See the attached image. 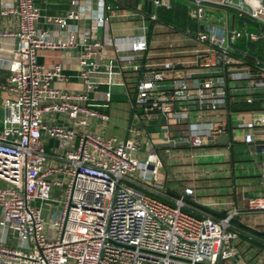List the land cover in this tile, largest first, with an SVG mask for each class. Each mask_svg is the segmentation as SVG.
Wrapping results in <instances>:
<instances>
[{"label": "built area", "instance_id": "built-area-1", "mask_svg": "<svg viewBox=\"0 0 264 264\" xmlns=\"http://www.w3.org/2000/svg\"><path fill=\"white\" fill-rule=\"evenodd\" d=\"M44 1L68 2L73 9L64 17L47 18L48 29L38 27L42 16L36 0H12L1 13L15 16L18 30L0 31V69L10 73L0 84L8 94L0 127V228L8 236L0 240V264H240L244 257L235 247L240 237L232 220L241 210L227 211L221 219L197 217L186 211L184 201L194 195L193 188L170 204L134 183L164 190L161 149L201 148L228 135L225 122L190 119L192 112L226 108L231 82L248 87L247 104L264 90V57L250 56L249 64L236 49L242 40L264 45V8L252 0H189L197 48L177 73L179 63L173 61L157 68L138 62L137 55L149 49L145 35L125 42L99 37L101 29L108 33L112 9L104 1L99 11L90 10L92 0ZM156 5L172 8L160 0ZM85 18L96 24L86 33L72 24ZM237 18H249L260 29H238ZM78 46L83 89L57 86L67 80L64 68L40 64L38 52ZM5 47L11 50L7 57L2 56ZM109 47L119 55V65L128 64L139 74L130 96L136 118L140 112L159 113L166 120L145 161L141 132L130 130V138L120 143L87 131L92 120L110 121L105 111L89 105L108 106L112 94L101 91V82L122 80V72L106 63ZM45 113L64 115L71 126H49ZM235 127L243 143L254 144V122L242 120ZM173 128L178 129L174 136ZM44 134L57 139L64 151L56 165H48ZM64 187V201H56L54 189ZM248 211L264 212V197L251 199ZM12 240L15 247L8 246Z\"/></svg>", "mask_w": 264, "mask_h": 264}, {"label": "crops", "instance_id": "crops-1", "mask_svg": "<svg viewBox=\"0 0 264 264\" xmlns=\"http://www.w3.org/2000/svg\"><path fill=\"white\" fill-rule=\"evenodd\" d=\"M103 1L105 5L111 6L112 9L108 12L110 17V23L106 27L108 33L101 29L98 32L99 37L104 38L108 35L112 40L121 39L123 41L127 38L145 35L148 39L149 49L147 52L137 55L138 62L142 65L157 68L165 62L173 61L179 63L177 73H182V70L185 69L184 64L193 57L192 52L197 46L192 37L194 34L192 33L193 28L192 30L187 29L182 23L176 24L178 19L174 20L176 23L171 19L170 13L174 12L175 15L176 6L173 0H160L170 2L172 6L170 10L157 6L156 0H92L90 10H101ZM184 1H188L190 5L192 4L189 0ZM10 2L12 0H0V31L15 32L18 30V20L15 16H3L1 14L4 7ZM36 5L41 9L42 17L38 27L42 29H48L47 18L64 17L73 9L68 2L36 0ZM179 9L181 10L182 8ZM151 16H157V20H152ZM242 22L249 27L253 26L243 20ZM72 24L77 25L85 33L96 26L95 22L88 18L80 22H72ZM194 26L197 25L195 24ZM255 28L256 30H248L258 31L260 29L259 27ZM260 44L263 49L260 54L255 52L258 47L257 44L249 43L245 40L238 42L236 49L239 51V56H243V59L251 64L250 56L258 55L264 57V45L263 43ZM10 52V47H5L2 56L7 57ZM81 52L82 48L80 46L67 51L40 50L38 52V60L40 64L46 67L61 65L64 68V75L67 80L64 83H57V86L68 90H82L83 84L79 67ZM118 56L112 47L105 49L104 57L106 63L110 64L114 71L122 72V80L120 79L113 84L101 82V91L112 94L108 106L104 107L103 104L98 102L89 103L91 107L105 111L110 116V121L104 123L99 120H92L87 131L104 138H116L120 143L130 138V130L139 131L142 134L140 139L144 146V156L142 158L145 160L147 154L151 151L152 140L161 135V128L166 123V120L159 113L144 114L140 112V119L136 118L130 103V96L134 94L139 74L134 73L128 64L119 65ZM9 76L10 73L8 71L0 69V84L5 83ZM229 87L230 96L226 108L217 112H192L190 121L225 122L229 128L228 136H230V141L222 145H217L215 142L201 148L187 146H177L171 149L163 148L159 151L162 160L159 182L163 184L164 190H155L152 187L141 184L139 181L135 182L134 185L145 193L161 200H166L170 204H174V200L178 198L177 196H184L186 188H193L194 195L188 197L191 201L218 213L239 209L242 211V215L238 218L241 222L264 232V212L248 211L251 199L264 197V90L255 92L254 103L247 104L245 100L249 95L247 86L231 82ZM114 88H118V90L114 91ZM6 96H8L6 92L0 91V127L5 115L3 101ZM114 100H117L119 104L125 103L127 105L126 108L120 105V111L126 109L130 113L129 118L127 117L129 119L127 134L124 138L109 133L110 126L114 120L112 115ZM44 120L49 126L68 128L71 126V121L64 115L45 113ZM242 120L255 123L253 130L255 141L252 145H246L242 142L241 137L236 135L235 126ZM79 131L82 132L83 130L80 129ZM177 133L178 129L173 128V136ZM42 143L49 156L48 165L58 164L59 160L57 158L64 155V151L59 147L58 140L48 134H44ZM173 158L179 160L178 165L180 166L172 168L169 173L164 167V160ZM187 210L194 215L210 216L191 205H189ZM234 226L237 229H241L236 225ZM7 236V231L0 228V240H7ZM240 239L242 238L240 237L235 242V247L244 257L240 264H264V251L250 245L245 240L244 243L239 244Z\"/></svg>", "mask_w": 264, "mask_h": 264}, {"label": "rangeland", "instance_id": "rangeland-1", "mask_svg": "<svg viewBox=\"0 0 264 264\" xmlns=\"http://www.w3.org/2000/svg\"><path fill=\"white\" fill-rule=\"evenodd\" d=\"M173 1H174V5H176V6H175V15H174V12L170 13L171 19L173 21L178 19L176 21L177 23L174 21L176 24L179 25V24L182 23L187 29H191L192 30V28H193L192 33L197 32V29H196L197 26H194L195 23H193V21L189 17V12L193 8L192 4L190 5V3L188 1H184V0H173ZM177 6L179 8H182V9L180 10ZM231 13H233V11H231ZM236 28L244 29V30L250 29V27L245 25L239 18L236 19ZM117 90H118V88H114V91H117ZM120 105L123 108H126V106H127L125 103L119 104L117 102V100L113 101V104H112V115H113V119L114 120H113V123L110 126L109 133L113 134V135L115 134V135H118L119 137L124 138L125 135L127 134L126 130H127L128 124H129V121H128L129 119L128 118L130 116V113L126 109H125L126 111L125 110L120 111V109H119ZM106 138H108V137H106ZM165 149H168V148H165ZM178 161H179L178 159H174V158L170 159V160H164L165 169H167V171L170 173L169 170H171L172 168H178L180 166V165H178ZM170 162H172V163L170 164ZM2 186H4V185L0 184V187H2ZM65 193H66V188L65 187L63 189L57 188V189H55L53 191V198L56 199V201H61L62 202L65 199ZM164 202L168 203V201H166V200ZM47 209H48V207L45 206V208H44V211H45L44 216H47V213H48ZM244 242L245 241L243 239H240L239 244H242ZM16 243H17L16 241L12 240V241L9 242L8 246L9 247H15ZM222 264H225V263H222Z\"/></svg>", "mask_w": 264, "mask_h": 264}, {"label": "water", "instance_id": "water-1", "mask_svg": "<svg viewBox=\"0 0 264 264\" xmlns=\"http://www.w3.org/2000/svg\"><path fill=\"white\" fill-rule=\"evenodd\" d=\"M254 3H256L259 7H263L264 8V0H252ZM243 21H245L246 23H249L255 27H259V24L255 21H252L251 19L249 18H242ZM261 30H264V27H261ZM230 141V136L226 135V136H223L222 138H220L219 140L216 141V144L217 145H222V144H227L228 142ZM178 198H182L181 196H177ZM184 201L201 210L202 212L214 217V218H217V219H221V218H226L227 217V212L224 211V212H221V213H218V212H215L203 205H200L198 203H195L193 201H191L189 198H184ZM232 223L236 226H238L239 228L243 229V230H247V231H250L251 233L255 234V235H258V236H264V232L263 231H259L255 228H252L246 224H244L243 222H241L238 218H234L232 220Z\"/></svg>", "mask_w": 264, "mask_h": 264}, {"label": "trees", "instance_id": "trees-1", "mask_svg": "<svg viewBox=\"0 0 264 264\" xmlns=\"http://www.w3.org/2000/svg\"><path fill=\"white\" fill-rule=\"evenodd\" d=\"M250 29L251 30H256L255 27L253 26H250ZM258 47L256 49V53L257 54H260L262 52V45L260 43H257ZM249 46V45H248ZM188 211V210H186ZM189 212V211H188ZM196 215V214H195ZM197 217H202L201 215H196ZM238 231L240 232V237L249 242L250 245L252 246H256L258 247L261 251H264V236L262 237H259V236H255L253 235L252 233L248 232V231H245V230H241V229H238Z\"/></svg>", "mask_w": 264, "mask_h": 264}]
</instances>
